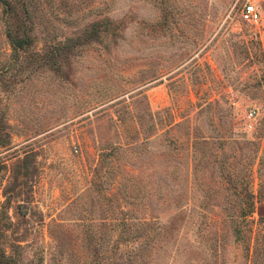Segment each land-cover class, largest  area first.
<instances>
[{"label": "rangeland", "instance_id": "374dc122", "mask_svg": "<svg viewBox=\"0 0 264 264\" xmlns=\"http://www.w3.org/2000/svg\"><path fill=\"white\" fill-rule=\"evenodd\" d=\"M11 1L29 9L34 44L12 59L0 6L8 257L264 264V0ZM246 2L255 23L240 18ZM107 20L116 36L87 44Z\"/></svg>", "mask_w": 264, "mask_h": 264}, {"label": "trees", "instance_id": "16d2710c", "mask_svg": "<svg viewBox=\"0 0 264 264\" xmlns=\"http://www.w3.org/2000/svg\"><path fill=\"white\" fill-rule=\"evenodd\" d=\"M19 3V1L17 2ZM17 3L11 1V0H0V6L2 8L3 18L2 22L4 25V35L7 40V45L10 47L11 50V57L12 59H19L22 53H27L28 51H31V47L34 44V37H33V28L32 26H28L27 23H30L31 25V17L28 13L29 9L26 7L25 2L22 3V11L24 13V17H19V8L16 7ZM99 29L96 28V25L92 26L91 29L87 32H85V38L87 40H84L87 44H90L91 42H98L102 41L101 36H104L105 38H108L109 36H116V30L118 25H114V23L107 20L106 22L99 23ZM81 44H73L70 46H65V44H62L61 46L65 48L63 51L65 52H76L78 50L83 49L84 47L80 46ZM61 47H59L57 50H59ZM35 56H38L39 53H34ZM2 72V70H0ZM6 144V140L2 137H0V147H3ZM248 144H252L248 142ZM98 175V173H96ZM261 192V191H259ZM248 200L246 202L247 205V214L251 215L254 210V206L256 201L260 198L255 196L254 193L248 192ZM108 200H106V203H113V198L107 197ZM111 215L107 214V221L106 223L109 226H116L120 227L121 231L118 234V238L116 239V243L120 244L127 243L129 238L128 234L125 235L124 233L131 230L130 226L125 220H121L120 218H115L112 211ZM113 215V216H112ZM109 217V218H108ZM143 224H141L142 226ZM128 230V231H127ZM93 240V239H92ZM148 242V241H147ZM146 242V243H147ZM98 256H96L97 258ZM0 264H16L15 259L12 257H8L6 251L1 248L0 246ZM99 264V262H98Z\"/></svg>", "mask_w": 264, "mask_h": 264}, {"label": "built area", "instance_id": "2783aa9c", "mask_svg": "<svg viewBox=\"0 0 264 264\" xmlns=\"http://www.w3.org/2000/svg\"><path fill=\"white\" fill-rule=\"evenodd\" d=\"M240 18L245 23H255L259 19V13L252 3L246 2L240 13ZM248 120L249 123L247 124L246 131L251 132L256 127V121L253 118L252 113L248 114Z\"/></svg>", "mask_w": 264, "mask_h": 264}]
</instances>
